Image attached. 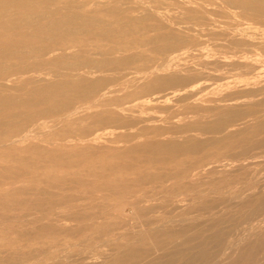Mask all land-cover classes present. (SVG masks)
Masks as SVG:
<instances>
[{"label": "bare ground", "instance_id": "1", "mask_svg": "<svg viewBox=\"0 0 264 264\" xmlns=\"http://www.w3.org/2000/svg\"><path fill=\"white\" fill-rule=\"evenodd\" d=\"M0 264H264V0H0Z\"/></svg>", "mask_w": 264, "mask_h": 264}, {"label": "rangeland", "instance_id": "2", "mask_svg": "<svg viewBox=\"0 0 264 264\" xmlns=\"http://www.w3.org/2000/svg\"><path fill=\"white\" fill-rule=\"evenodd\" d=\"M208 8L210 9V11H212L214 13V16H213L214 19H216L218 21H225L224 18L218 16V12H216V10H217L216 5L209 6Z\"/></svg>", "mask_w": 264, "mask_h": 264}]
</instances>
